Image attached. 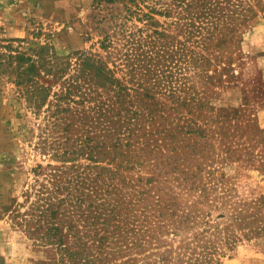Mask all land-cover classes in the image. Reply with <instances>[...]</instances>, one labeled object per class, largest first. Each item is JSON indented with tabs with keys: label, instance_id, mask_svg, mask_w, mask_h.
I'll use <instances>...</instances> for the list:
<instances>
[{
	"label": "rangeland",
	"instance_id": "1",
	"mask_svg": "<svg viewBox=\"0 0 264 264\" xmlns=\"http://www.w3.org/2000/svg\"><path fill=\"white\" fill-rule=\"evenodd\" d=\"M199 1L0 0V53L35 57L29 48L45 46L49 64L64 67L42 71L37 84L47 88L33 105L0 66V264H67L62 245L109 234L84 221L90 200L179 192L185 206L196 198L179 184L185 174L210 189L216 181L211 190L228 189L250 215L242 227L229 220L241 241L219 264H264V0H204L220 20L201 32ZM85 56L108 80L91 67L80 74ZM126 110L142 114L126 124ZM88 250L99 253L91 240Z\"/></svg>",
	"mask_w": 264,
	"mask_h": 264
},
{
	"label": "trees",
	"instance_id": "2",
	"mask_svg": "<svg viewBox=\"0 0 264 264\" xmlns=\"http://www.w3.org/2000/svg\"><path fill=\"white\" fill-rule=\"evenodd\" d=\"M189 5L187 2L186 7ZM197 5L200 7L198 14L194 12L192 15H196V18L202 16L199 23L204 22L202 21L204 18L206 20L205 25H197L195 30L198 31L199 29V32H201V29L203 31V29L209 30L210 27L215 28L216 22L220 20L216 16L217 13H212L216 10L214 8L206 9L204 0L197 2ZM186 26H188V33H193L189 26L194 27V24L188 22ZM5 48L12 49L11 44L5 45ZM29 49L32 50L35 57L30 54L25 55V53H20V51L14 49L12 50L16 53H0V66L10 67L8 70L15 73V82L23 85L24 89L21 92H24L30 103L36 105L37 101L42 100L40 92L47 88L37 84V79L42 75V71L44 73H55L57 70H63L64 67H54V64H49L50 60L46 56L45 46H39L36 49L30 47ZM2 55L5 56L3 61ZM83 62L81 75H87L88 68L91 67L95 76L103 81L108 80L101 64L90 61L87 56L83 58ZM65 64L67 63L65 62ZM132 70H134L133 66H131L130 72ZM103 81L100 83L102 86L105 85ZM79 85L75 84V86ZM118 89L121 90L122 87L119 86ZM119 90L117 94L120 93ZM97 107L102 109L103 103L97 104ZM105 111L109 110L105 108ZM139 114H142V112L133 110L129 113V110H126L122 120L121 117H119V120L131 124L135 119L132 121H129V119L138 117ZM121 128L122 124L116 125L114 132L116 133ZM126 128L129 131L128 137H130L132 127L126 125ZM171 137H174V134H171ZM121 143L116 141L114 143L115 148L119 147ZM125 145L129 146L130 141L127 140ZM80 151H84V148L82 147ZM95 153H98L96 147H90L88 150L89 159H93ZM175 168L174 166L171 169L174 170ZM112 174L115 175L113 171ZM201 180L202 177L197 174L191 176L185 174L182 178L183 183L179 182L183 187L188 184L187 189L193 192L191 193L193 197H196L190 204L185 206L178 203L179 192L175 193L170 199L163 201L161 195L148 194L144 196L147 192L142 190L132 193L135 201L130 198L125 202L122 200L123 196L117 191L114 201L105 199V202H100L93 208H91L92 202L90 200L87 206L88 214L85 215L84 221L89 223L90 228L95 227L100 222L104 232H109V234L95 233L89 235L88 240H91V245L95 246L96 242L98 254H93L92 251L88 250V240L84 242L83 238H78L80 241L74 245V250L65 245L61 246L64 251L63 258L65 256L68 258L67 264H219V255L232 250L241 241L238 233H235V230L230 227L229 220L235 224L238 223L239 227H242L250 215L245 211H241L240 204L231 199L232 196L228 189L219 190L220 192L217 195L211 190L214 184L217 183L216 181L213 182L210 189L201 184ZM121 184L124 186L126 183L121 181ZM165 193L166 191H163V194ZM106 194L110 198L113 196L108 191H106ZM86 195H89V193ZM86 197L81 193L80 196L78 195L75 198L78 204L75 209L84 206L87 200ZM145 197H150L151 200L142 205L141 200L143 201ZM152 198L155 199L152 200ZM185 198L186 200L189 199L187 196ZM114 220L116 222L111 225V221ZM72 227L73 225L69 224V229ZM58 229V226L50 227L49 230L53 238L58 234ZM169 234L173 236L174 241L177 240L176 245L173 242L166 245V240L163 242L164 235ZM106 240L110 242L107 243ZM56 241L62 244L61 238ZM104 245L108 247L106 251H104ZM162 246L164 247L162 248ZM148 247L153 250L144 253ZM61 264H64V261Z\"/></svg>",
	"mask_w": 264,
	"mask_h": 264
}]
</instances>
